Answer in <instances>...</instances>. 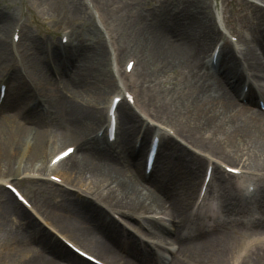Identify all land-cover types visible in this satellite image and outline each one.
<instances>
[{
    "label": "bare ground",
    "instance_id": "1",
    "mask_svg": "<svg viewBox=\"0 0 264 264\" xmlns=\"http://www.w3.org/2000/svg\"><path fill=\"white\" fill-rule=\"evenodd\" d=\"M167 9V5L161 9L162 15H168ZM74 12L76 15L81 13L79 6L74 5ZM182 13L174 18L176 25L171 30L160 27L153 32L148 30L135 32L140 40L142 37L144 52L147 53L151 65H158L159 72L162 70L179 72L189 82L192 88L190 96L192 109L184 111L168 103H156L152 99L149 103L154 106L155 113L160 119L176 123L182 128L188 138L184 139L177 133L178 136L192 147H197L214 157L217 155L222 161L223 159L241 161L240 153L245 150L247 159L244 162L250 166L246 169L260 171L264 165V113L254 112L232 98L243 79L237 63L229 67L220 77H210L205 73V55L219 32L203 13L196 10L192 2H188L186 11ZM141 15L140 11L138 17ZM8 18L1 13L0 75L3 76L0 77V81L6 76L5 67L11 66L14 67L12 76L14 84L11 82L13 87H10L11 91L7 93L9 104L6 110L0 111V176L5 175V172L13 176H20L23 172L42 174L47 168L46 157L54 155L58 152V148L72 142V145L77 147L76 154L55 168L66 177L62 178L68 184L92 191L93 198L100 194L103 196L105 193L110 202L131 206L143 205L148 210L162 211L166 214L165 217L179 219L178 224L191 223L186 199L193 190V180L202 172L204 162L200 158L191 155L193 158L189 159L179 154L173 159L177 154L175 144L164 140L160 164L167 168L172 165L177 171L183 168L186 170L185 176L178 181L170 177L165 169L154 172L155 175L145 180L143 173L140 175L138 171L142 150L138 153L134 152V144L131 148V138L135 130H142L145 134L149 129L125 107L118 116L120 129L116 150L100 148L99 144L88 138L90 132L105 120V114L98 105L104 101L108 91L114 88L113 79L109 75L105 46L103 44L87 46L74 66L63 55L59 54V56L55 53L58 67L63 69L67 65L72 66L71 71L64 70L68 77L64 85L59 88L57 102L48 104L45 112L38 110L39 113L33 111L30 113L27 108L23 111L21 106L24 101L28 100L30 103L35 97L28 87L30 82L27 78L40 82L41 89L54 84L49 79L44 66L37 67L36 74L32 75L24 68L21 60H13L9 43L3 39ZM262 24L256 31V37L264 56V20ZM230 59V51L226 49L224 61L230 63ZM263 68L259 64L252 66L258 78L263 74ZM10 111L19 119L18 121L11 117ZM200 125L210 127L203 132V135L210 133L211 138L205 140L201 136L198 131ZM216 133L217 136L214 135ZM136 136L137 134L135 139ZM146 136L147 134L143 142ZM27 139L31 144L26 158L24 161H19L18 157ZM124 153H129L128 160H124L121 156ZM214 179L224 183L219 176H215ZM60 191L63 193L58 196L59 205L64 207L58 210L57 220L71 231L76 241L104 256L109 264L137 262L157 264L156 256L145 260L148 254L152 255L151 246L159 247L166 253L176 244L179 248L173 264H264V250L260 247L264 236L255 233L258 229L264 230V205H258L257 211L260 217L252 226L231 225L185 242L177 237V228L172 230L163 222H151L149 224L151 236L155 240L153 242L151 239L153 244L143 250L129 243L120 234L118 227L108 222L109 217L106 213L91 199L82 198L78 192L70 194L64 189ZM222 191L224 196L232 197L231 189L224 186ZM1 192L6 199L2 217L9 220V217L13 216L21 220L24 229L23 233L22 227L15 224L17 233L12 229L7 231L13 248L12 250L7 248L1 253V264H76L56 247L47 238L48 236L35 229L34 223L22 213L21 206L10 198L6 190L1 189ZM156 196L161 198V202L157 201ZM229 199L232 200L233 197ZM112 206L116 207L115 204ZM117 208L146 212L145 209L140 208L121 206ZM63 209L66 210L64 213L61 212ZM228 210L239 212L237 206ZM28 238L31 242H28ZM100 238L107 239L111 246H104ZM124 247L131 251V261H125L115 253L116 250ZM40 249L44 254H49L53 261L49 262L44 254L38 251ZM64 249L66 250L65 247Z\"/></svg>",
    "mask_w": 264,
    "mask_h": 264
},
{
    "label": "rangeland",
    "instance_id": "2",
    "mask_svg": "<svg viewBox=\"0 0 264 264\" xmlns=\"http://www.w3.org/2000/svg\"><path fill=\"white\" fill-rule=\"evenodd\" d=\"M161 3L162 6L167 5L168 14L173 13V11L177 10L178 8H183L184 13L186 11V6L189 3L192 2V4L196 7V10H198L199 13H203L206 18L210 22H212L213 16L212 11L214 9V6L221 5V8L223 10L224 16L227 17V22L229 25L234 26L235 28H247L254 37H256V31L262 26V22L264 20V0H0V15L1 13L8 16V26L5 31V34L3 35V39L5 42H8L9 33L11 31L12 26L14 23H21L23 27V41L21 43V48L29 51L34 52V59L31 61L30 64H28L26 61H23L21 58H25V53L21 56H17L18 60H22L23 66L28 72H30L32 75L36 74L37 67L44 66V68L47 70L49 79L52 80V83L54 85L47 86L46 89L40 88V82L37 80L31 81L29 78L27 80L30 82L28 87L34 95H40L44 96L46 99L49 100V97L55 96V93L57 96H59L60 87H62L65 83V80L67 79L68 75H66L64 72L68 69L69 71L72 69L71 66H65V68L61 69L56 65L55 60V53L60 54L59 51L53 49L51 39L58 36L59 32L65 29H70L72 31V42L73 47L75 43L78 44H84L83 52L87 46L91 45H101L104 44L105 41L101 36L100 31L98 30L97 23L93 17L92 10L96 11L97 14L100 16L101 23L104 27V29L109 30V32L112 35L113 40L115 41L116 45L120 49V55L123 59L128 57L130 54H136L141 57L142 54H144L145 62L141 65L144 67L143 72V79L144 83L142 85V89L146 90L151 97L153 98L154 102H164L168 103L170 105H173L174 107L180 109V110H191V92L192 88L188 81H186L183 76L176 71H163L162 72L158 70V65H151L148 61L147 53L144 51V45L143 40L141 37V40L139 36H137V33L144 32L145 30H148L150 32H153L155 30L153 26V22L151 21L152 16L151 13L153 12V4L154 3ZM74 5L79 6V9H81L80 14H75L74 12ZM140 11L142 13L141 17H138V14H140ZM181 12V13H182ZM182 13V14H183ZM137 15V16H136ZM171 19L169 18H163L162 19V26H167V23ZM174 22V21H173ZM172 22V23H173ZM175 23V22H174ZM173 23V24H174ZM213 23V22H212ZM215 23V20H214ZM215 27H217L215 23ZM170 29V28H169ZM136 31V32H135ZM218 39H223V35L220 33V35L210 44L207 53H209L213 43L217 41ZM43 50H41V49ZM106 48V47H105ZM107 53V50H106ZM207 53L205 56H207ZM83 54V53H82ZM60 56V55H59ZM259 57V58H257ZM262 50L257 52L256 58L258 62L264 63V60H262ZM14 58V56H13ZM80 58V57H79ZM68 61H70V56L67 57ZM107 59V55H106ZM72 66H74L79 60H71ZM224 62V61H223ZM227 64V62H224ZM107 64V62H106ZM230 64V63H228ZM32 65V66H31ZM264 66V65H263ZM8 68V66L5 67V70ZM59 68V69H56ZM106 69L108 70L107 66ZM54 70L58 71V75L54 74ZM65 70V71H64ZM205 71V70H204ZM34 72V73H32ZM3 74V73H2ZM109 75L111 76L110 72ZM3 75H0V77ZM260 77V83L263 86L264 90V71L263 74H261ZM101 78V76H100ZM112 78V76H111ZM14 84V82H13ZM13 84L11 85V88L13 87ZM11 88L9 90V93L11 91ZM239 89L240 86L237 88L236 92L233 94L232 98L235 102H238V96H239ZM113 91V88H111L108 93L106 94V97L103 102H100L98 107L102 109L104 112L105 106L109 100V96L111 92ZM9 96V95H8ZM28 100L24 101L22 107V110L26 109L28 107ZM9 104V97H7L5 108L6 110L7 106ZM250 109L254 112H257V108L254 107V104L249 106ZM23 110V111H24ZM122 111V108L119 110V112ZM33 112H38L33 111ZM11 117L15 120L17 119L12 111L9 112ZM44 114V113H43ZM45 115V114H44ZM43 116V118H46V116ZM151 115L155 117L159 122L172 127L179 135L186 139L188 138V135H185L182 131V128L173 122H169L165 119H160L158 115L154 112L151 108ZM103 123V122H102ZM101 123V124H102ZM100 124V125H101ZM99 125V126H100ZM99 126L97 128H99ZM97 128L90 132L89 139L92 141L93 134L96 132ZM120 128V125H119ZM210 128L209 126H203L200 125L198 131L200 132L201 136L203 137V132L208 130ZM137 130L134 131V134L131 138V147L133 143V138L136 134ZM218 133L214 134L217 136ZM214 136V138H215ZM219 139V137H216ZM72 142L66 143L62 147L58 148L57 150H61L65 148L66 146L72 145ZM7 146V144L5 145ZM100 148H105L104 144H100ZM177 154H175L173 159H176L177 155H182L186 158H193L189 153L184 151L183 149L179 148L177 145H174ZM239 147V146H238ZM6 149V147H4ZM5 152V151H4ZM219 154V153H218ZM242 159L241 161H230L223 159L226 164L232 167H241V168H250V166L247 164V162H244L246 157V151L243 150L241 153ZM129 153L127 154V156ZM219 159H221L219 156L216 155ZM49 158L46 157V160ZM142 160H143V154L141 155L139 161H138V171L141 175L142 170ZM222 160V159H221ZM264 165L260 168L263 169ZM167 169L168 174L170 177L176 178L178 181L181 180L185 176V169L180 168L178 171L174 168V166L169 165V167H165L162 164H158V170L163 171ZM6 176L9 175L8 172L4 173ZM58 176L65 177L60 172H55ZM203 174V165H202V172L199 173L198 177L193 180V190L190 194V196L186 199V203L188 204V210L189 203L192 200L193 194L195 192V187L197 183H199V180ZM3 176V175H1ZM66 178V177H65ZM68 179V178H67ZM70 181V179H69ZM72 181V180H71ZM70 181V182H71ZM73 182V181H72ZM79 183V182H78ZM77 183V184H78ZM226 184H231V180H225ZM76 184V183H72ZM18 186L22 189L24 194L29 198V200L45 215H47L57 226L58 228L71 236L73 234L71 233L68 228H66L63 224L60 223L57 213L58 210L63 208L64 206H60V199L58 196L62 194L63 192L60 191V187H51L43 182H21L18 184ZM57 188V189H56ZM233 192V191H232ZM70 196V195H69ZM73 198V196H71ZM103 197L107 199L106 194H103ZM75 198V197H74ZM156 199L158 202H161V198L159 196H156ZM110 202V201H109ZM6 203V199L4 195L0 191V255L3 253L7 248L11 249L13 248V244L9 236L7 235V231L9 229L13 230L15 233V224L22 227L23 223L21 220L15 219V217L11 216L9 217V220H6L2 217L3 211H4V204ZM112 205L115 204L116 207H125V208H140L145 209L146 212H149V214L158 213L161 215H166L162 211L158 210H148L143 205L141 206H131L126 205L124 203H116V202H110ZM7 207V205H6ZM19 207V206H18ZM143 207V208H142ZM58 208V209H57ZM57 209V210H56ZM22 210V213L25 214L28 219L33 222L32 218ZM95 210V209H94ZM66 210L63 209L61 212L64 213ZM27 219V220H28ZM171 219V218H169ZM108 222L114 227H116L113 222H111L109 219H107ZM173 224H171L170 228L174 230L177 228V232L182 229L187 228L186 225L178 224L179 219H171ZM38 221L34 220V225L36 226V230L41 232L42 234L48 236L47 238L52 241V243L58 247L64 254L69 256L76 264H86L81 262L78 258H76L74 255H71L67 250H65L59 243H57L53 237H51L42 229L43 227L41 224H39ZM161 222V221H160ZM10 226V227H9ZM230 227V226H228ZM117 228V227H116ZM169 228V225H168ZM118 229V228H117ZM23 233L24 229L22 227ZM120 234L124 236L127 241L133 245H140L134 238L127 235L126 233H123V230H119ZM255 233L259 234L260 236H264V230H257ZM21 235V234H20ZM150 238L154 242V237L150 236ZM100 241L102 244L106 247H110L109 241L107 239L100 238ZM28 242H31V239ZM60 247H59V245ZM10 245V246H9ZM82 246V244H81ZM86 246V245H85ZM141 246V245H140ZM150 246V245H147ZM87 251L93 253L97 257L108 261L104 256L93 252L92 250L82 246ZM145 247V246H143ZM41 253L42 250H38ZM18 252V251H16ZM131 251H128V248L124 247L122 249H118L115 251V253L122 258L125 261H131ZM151 253H163V250L159 247H153V250ZM44 254V253H43ZM45 258L51 262L53 261V258L49 254H44ZM150 258V254L145 257V260ZM1 264V263H0ZM135 264H142L140 262H137Z\"/></svg>",
    "mask_w": 264,
    "mask_h": 264
},
{
    "label": "clouds",
    "instance_id": "3",
    "mask_svg": "<svg viewBox=\"0 0 264 264\" xmlns=\"http://www.w3.org/2000/svg\"><path fill=\"white\" fill-rule=\"evenodd\" d=\"M233 171H235V170H233Z\"/></svg>",
    "mask_w": 264,
    "mask_h": 264
}]
</instances>
